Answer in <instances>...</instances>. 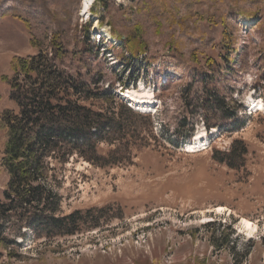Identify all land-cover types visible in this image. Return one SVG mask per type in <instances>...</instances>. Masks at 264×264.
Instances as JSON below:
<instances>
[{"label": "rangeland", "instance_id": "obj_1", "mask_svg": "<svg viewBox=\"0 0 264 264\" xmlns=\"http://www.w3.org/2000/svg\"><path fill=\"white\" fill-rule=\"evenodd\" d=\"M82 1L0 0V114L15 108L8 83L14 59L37 52L32 40L57 35L67 72L100 79L117 95L150 94V107H133L151 118L155 137L133 148L134 164L100 168L75 156L59 166L62 212L92 209L89 222H96L98 209L107 207L101 225L53 238L23 230L16 251L22 258L10 259L0 247V264H264V0L96 1L91 17ZM132 35L147 49L129 68L120 36ZM206 87L227 98L224 111L198 107ZM253 102L263 109L254 111ZM234 108L245 125L229 132ZM124 116L133 128L150 126L125 110ZM177 129L186 136L179 146L170 142L178 140ZM234 140L249 149L241 169L212 157ZM4 144L0 128V197ZM111 148L99 146L101 153ZM243 219L255 224L253 232ZM210 222L216 224L206 227ZM213 231H233L229 246L227 239L214 246Z\"/></svg>", "mask_w": 264, "mask_h": 264}, {"label": "trees", "instance_id": "obj_2", "mask_svg": "<svg viewBox=\"0 0 264 264\" xmlns=\"http://www.w3.org/2000/svg\"><path fill=\"white\" fill-rule=\"evenodd\" d=\"M96 1L105 6L107 0ZM120 38L129 53L122 59L125 67L130 68V63L139 59L147 47L137 35ZM31 43L37 52L16 57L13 76L8 79L9 99L15 108H6L0 114V128L5 131L1 167L7 174L0 197V247L10 259L22 258L16 251L21 244L18 238L26 235L23 230L33 231L37 238H53L74 235L88 223H92L91 227L101 225L100 219L107 207L98 209L100 214L96 222H89L92 209L62 212L63 197L57 185L59 166L75 156L100 168L134 164L133 148L149 146V138L155 137L151 118L119 102L121 96L113 86L101 88L102 80H88L60 66L67 51L57 35L46 43L40 40ZM133 81L136 82L135 77ZM203 92L197 100L202 111L225 110L227 98L217 89L206 87ZM119 104L123 105V110L117 107ZM238 109L234 108L227 115L231 119L229 132L245 125ZM124 110L129 119L147 120L150 126L133 128L125 120ZM204 120L207 124L209 118ZM177 134L178 140L170 142L179 146V141L186 136L179 129ZM100 144L112 148L101 153ZM248 153L243 140H234L229 150L215 149L212 157L232 169H241L245 167ZM215 224L210 222L205 226L210 228ZM232 233L226 236L224 231L218 234L213 231L210 239L214 246L227 239L223 245L229 246Z\"/></svg>", "mask_w": 264, "mask_h": 264}, {"label": "bare ground", "instance_id": "obj_3", "mask_svg": "<svg viewBox=\"0 0 264 264\" xmlns=\"http://www.w3.org/2000/svg\"><path fill=\"white\" fill-rule=\"evenodd\" d=\"M83 3H82V11H83V14H87V13H89L90 14V12H89V10H88V7H89V5L91 4V2H92V0H83L82 1ZM90 17H91V15H90ZM99 30H100V33H103V34H106V30L107 29H105L104 27H100L99 28ZM109 36H110V34H109ZM124 92V97L125 98H127L130 102H132L133 103V105H135V106H137V107H139V108H141V109H143V108H148V107H150V106H148V104L150 103H152V99H151V97H150V94H145V95H141V94H135V92H133V91H131V90H127V91H123ZM149 104V105H150ZM253 107H254V109H263V106H261V104L260 103H256V102H253V105H252ZM251 106V107H252ZM252 107V108H253ZM196 140V139H195ZM198 140H199V138H198ZM200 143V142H199ZM197 146V145H196ZM195 146L193 145V148H194ZM201 147V146H200ZM197 148V147H196ZM220 209V208H219ZM243 222H244V225H245V227L246 228H248L249 229V231L250 232H253L254 230H255V228H256V226H255V224L254 223H252L251 221H249V220H247V219H243Z\"/></svg>", "mask_w": 264, "mask_h": 264}]
</instances>
